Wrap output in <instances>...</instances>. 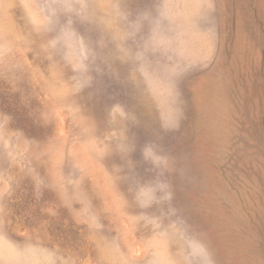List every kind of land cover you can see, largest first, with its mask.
Here are the masks:
<instances>
[{"label": "rangeland", "instance_id": "rangeland-1", "mask_svg": "<svg viewBox=\"0 0 264 264\" xmlns=\"http://www.w3.org/2000/svg\"><path fill=\"white\" fill-rule=\"evenodd\" d=\"M0 264H264V0H0Z\"/></svg>", "mask_w": 264, "mask_h": 264}]
</instances>
